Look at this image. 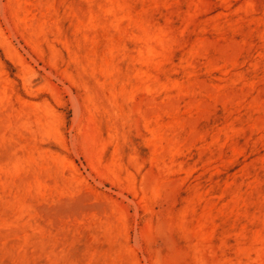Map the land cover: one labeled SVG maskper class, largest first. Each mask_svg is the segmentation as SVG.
I'll return each instance as SVG.
<instances>
[{"label":"rangeland","instance_id":"obj_1","mask_svg":"<svg viewBox=\"0 0 264 264\" xmlns=\"http://www.w3.org/2000/svg\"><path fill=\"white\" fill-rule=\"evenodd\" d=\"M0 264H264V0H0Z\"/></svg>","mask_w":264,"mask_h":264}]
</instances>
